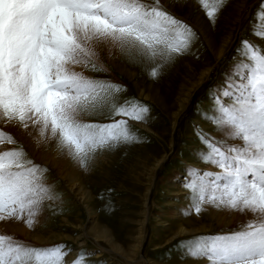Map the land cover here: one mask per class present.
Instances as JSON below:
<instances>
[{"label":"snow or ice","instance_id":"6c2138e0","mask_svg":"<svg viewBox=\"0 0 264 264\" xmlns=\"http://www.w3.org/2000/svg\"><path fill=\"white\" fill-rule=\"evenodd\" d=\"M226 0L207 10L209 19ZM264 21V9L258 14ZM191 28L165 11L159 0H0V121L27 128L39 126L40 136L50 132L61 149H67L81 167L90 153L109 144L139 142L127 120L100 124L84 122L83 114L109 103L119 85L91 79L76 71L91 65L95 70L101 46L150 58L181 54L194 37ZM254 35L264 38V24ZM248 63L238 64L221 90L231 100L217 97V116L207 117L227 140L202 137L208 148L205 163L219 172L193 170L190 190L197 193L193 210L205 204L218 209L250 212L255 217L241 230L229 234L196 237L181 242L191 259L208 264H264V50L243 42ZM153 79L158 68L150 73ZM115 107V115L142 121L149 109L138 102ZM16 145L11 133L0 129V145ZM41 166L27 159L20 145L0 151V221L24 219L31 229L45 200H52L42 182ZM65 245L37 248L15 237L0 234V264H64ZM81 253L73 264H82Z\"/></svg>","mask_w":264,"mask_h":264},{"label":"rangeland","instance_id":"374dc122","mask_svg":"<svg viewBox=\"0 0 264 264\" xmlns=\"http://www.w3.org/2000/svg\"><path fill=\"white\" fill-rule=\"evenodd\" d=\"M144 2L153 4L154 0ZM254 2L255 0H226L213 22L199 0H159L165 11L188 25L195 34L186 50L181 54L173 53L171 58L153 59L113 48L109 50L111 54L108 58H102L99 53L95 60V70L91 65L78 67V71L86 77L120 86L119 91L110 92L108 104L83 114L80 119L100 124L125 119L130 132L135 134L139 142H120L115 146L109 144L98 149L95 153H90L85 167H81L67 149H61L56 138H51V142L47 144L46 137L49 133L40 138L35 155H31L21 142L16 145L8 144L1 149L10 150L22 145L27 159L42 169H47L42 173V182L50 189L53 197L52 200L44 201L31 229L26 228L24 219L8 220L17 221V224L26 229L24 236H11L37 248L65 245V250L70 251L64 257V264H73L81 253L86 254L82 264H129L119 252L109 251L110 245L102 240H95L90 229L96 223L108 232L113 243L123 248L129 247L138 233L140 220L143 218L142 210L145 209L147 200L150 210L147 218L145 217L140 245L135 252L136 259L131 264H144L143 261L200 264L206 259L189 258L181 247V242L239 231L243 225L253 220L255 217L250 212L233 211L230 216L226 213L229 210L213 206L217 212L227 215L226 220L220 222L222 226H217L214 219L209 221L206 204L199 214L195 213L193 205L197 193L185 185L182 191L185 192L183 196L189 199V217L210 222L212 227L174 239L172 232L167 231V226L162 227L160 222H172L168 218V214L172 212L168 205L170 192L165 183L170 179L180 178L190 167L196 165L203 168L209 164L201 159V153L208 152V148L202 143V137L214 141L226 139L229 145H237L234 140L227 139L226 129H221L210 119H206V116L218 115L215 111L216 98L220 96L216 85L226 84L238 64L249 62L244 55L243 42L248 41L264 50V38L254 35L257 25L264 24V21L258 20V14L264 9V0L250 13ZM206 3L207 10L218 6L216 0H206ZM237 30L241 31L240 34L236 33ZM236 36L237 43L230 51ZM223 40L227 41L218 57L216 50ZM154 68L159 71L155 79L150 75ZM206 69L208 73L198 81L200 73ZM222 101L225 104L231 103V100ZM137 102L149 109L144 120L136 121L115 115L113 105L131 106ZM180 103L183 105L180 106ZM31 127L32 124L29 123L27 128H22L29 137L32 136L29 133L31 130L32 133L39 128ZM44 154L55 159L54 163H45L41 158ZM157 160L163 162L154 172V181L151 183L148 182V177ZM64 174L70 181L73 179L80 183L83 192L87 193L86 203H80V196L74 197L67 190L66 184L70 182L63 177ZM193 181L192 179L187 184ZM148 187L151 191L147 193L145 189ZM173 202L176 208L183 204L176 196L173 197Z\"/></svg>","mask_w":264,"mask_h":264},{"label":"bare ground","instance_id":"6f19581e","mask_svg":"<svg viewBox=\"0 0 264 264\" xmlns=\"http://www.w3.org/2000/svg\"><path fill=\"white\" fill-rule=\"evenodd\" d=\"M253 6H252V8H253ZM226 41L227 40H223L221 42V44L218 46V48L216 50V54L218 55V57L222 54L223 48H224V45H225ZM215 48H216V46L214 47V49ZM109 50H111V49L108 46H101V48L99 49V53H100L101 57L102 58L103 57H107L108 58L109 54H111L109 52ZM75 70L78 71L79 68L77 67ZM207 73H208V69L202 71L200 73L199 77H198V81H201L203 79V76H205ZM232 73H233V71L231 72V76H232ZM225 86H226V84H224L222 86L216 85L215 88H216V91L219 93V96H220V98L222 100H229V99H225L223 96L220 95L221 94V90ZM145 96H147V95H145ZM185 100H187V98H185ZM182 105H183V103H180V106H182ZM32 127H35V126L32 125ZM22 128L23 127H21L19 125L7 124L6 122L0 121V129H3L4 132L11 133V135L15 138L16 141L21 142V143H23L26 146V148L28 149V151H29V153L31 155H35L36 151L38 149L37 145H38L39 140L41 138L39 128H38L37 131H36V129H34L32 133H31V131H32L31 130L29 133L32 134V136H30V137H29V135H26V133L22 130ZM48 133H49L48 136L47 137L45 136L47 138V142L45 140V142L47 144L51 142L50 141V139H51L50 132H48ZM219 138H220V135H219ZM234 141H235V143L237 145H239L241 143L238 140H234ZM46 143L44 145H47ZM7 145L8 144L0 145V150L4 149ZM41 158L44 159L45 163L49 162L51 164H53L54 160H55V159L53 160V158H51V156L45 155V154L42 155ZM162 162H163V160H157L156 162H154V166L152 167L151 173H150V175L148 177V182L152 183L154 181V177H153L154 176V172L156 170H158L157 168H159V165ZM55 163H57V162H55ZM58 163L60 164V162H58ZM62 166H64V165H62ZM57 167H58V165H57ZM193 170H198V172L200 174H202L204 172H212V173L219 172V169L215 168L211 164L210 165L208 164V166L203 167V168L200 167V166H196L195 165L193 167L188 168L187 172L183 176H181V177L179 176L180 178H178V179H174L173 178V179L168 180L165 183L166 189L169 190V192H170V194H169L170 198H169L168 205H170V209L172 210V212L170 214H168V218L172 222L170 223L169 220L168 221L164 220V221H160V222H161V226L162 227L163 226H165V227L167 226V231L172 232V237L173 238L174 237H183V236L189 235L191 233H196V232H200L202 230H207V229L212 227V224H210V222H209V221H212V219H214L213 221L216 223L217 226H220V227L222 226V225H220V222L226 220V218H225V216H227L226 214L222 215L221 213L217 212V210L213 206L207 205V204H206L207 205V209L209 211V221H208L209 223H207L206 221L204 222L203 219L199 220V219H196V218H190L189 217L190 215H189L188 208H187L189 199L184 197L185 196V192L182 191V190H183L185 185L190 180H192V179L195 180L196 179V177L190 175V173ZM63 172H64V170H63ZM65 174L63 175V177L70 182L69 184H66L67 190L70 193H72V195L74 197H75V195L76 196L77 195L80 196V198H78L80 200V203L81 202H83V204L86 203L87 200H88L87 199L88 198L87 197V193L83 192L80 183H78L76 180H73L72 178H71L72 181H70L68 179L69 177L67 175H65ZM147 186H148V183H147ZM150 187H151V185H150ZM147 189H145V192L147 191V193H148L149 190L151 191V189L149 187ZM145 195H146V193H145ZM174 196L179 198L181 200V202L183 203L181 207L179 206V207L176 208L175 206H173L174 205V202H173V197ZM145 203H146V204H144L145 209L143 208V210H142L143 218H142V220H140V227L138 228V233H137V235H136V237L134 239V243H132L127 248H123L122 246L113 243L112 239H111L112 237L109 236L108 232L104 228H101L98 225H96V223L90 229V233L93 235L95 240H102L105 243H107L108 245H110L111 249L109 251H111V252L113 251L115 253L119 252L120 254H122L123 258L125 260H127V262L129 264H131V263H133L135 261L134 260L135 252L138 250L139 245H140V240H141V237H142V229H143V225H144V222H145V217L147 218L149 210H150V206H148L149 203H148L147 200H146ZM85 208H86V204H85ZM87 208H86V210H88ZM225 211H228V210H225ZM226 213L231 216L233 211H229V213L228 212H226ZM16 222H14V221L12 222V221H8V220L0 221V233L2 232V234L13 235V236L14 235H22V236H24L26 234V232H25L26 229L21 224L19 225ZM36 236H32V237L38 239V237H36ZM167 241H169V240H167ZM143 263L144 264H159V263L154 262V261H151V262L150 261L149 262L148 261H143ZM200 264H208V262L205 260V261H202Z\"/></svg>","mask_w":264,"mask_h":264},{"label":"water","instance_id":"95a60500","mask_svg":"<svg viewBox=\"0 0 264 264\" xmlns=\"http://www.w3.org/2000/svg\"><path fill=\"white\" fill-rule=\"evenodd\" d=\"M158 173V172H157Z\"/></svg>","mask_w":264,"mask_h":264}]
</instances>
